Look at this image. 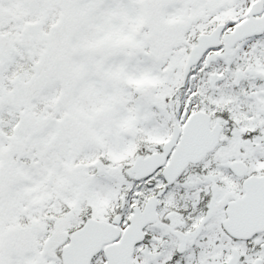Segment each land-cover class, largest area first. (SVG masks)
<instances>
[{"label":"snow or ice","instance_id":"1","mask_svg":"<svg viewBox=\"0 0 264 264\" xmlns=\"http://www.w3.org/2000/svg\"><path fill=\"white\" fill-rule=\"evenodd\" d=\"M0 264H264V0H0Z\"/></svg>","mask_w":264,"mask_h":264}]
</instances>
